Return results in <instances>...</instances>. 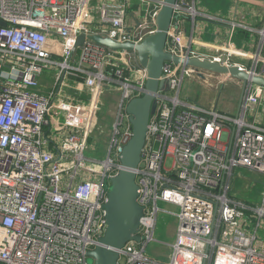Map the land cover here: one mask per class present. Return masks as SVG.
I'll return each mask as SVG.
<instances>
[{
	"label": "built area",
	"instance_id": "1",
	"mask_svg": "<svg viewBox=\"0 0 264 264\" xmlns=\"http://www.w3.org/2000/svg\"><path fill=\"white\" fill-rule=\"evenodd\" d=\"M164 4L0 0L7 24L0 25V264H90L107 229L103 206L111 179L123 168V149L133 136L127 106L147 93L148 78L137 51H115L90 37L139 46L156 34ZM186 17L193 24L226 22L196 0H177L165 52L183 62L163 67L165 88L154 95L157 108L136 170L141 240L128 242L117 264H264V245H257L264 197L252 206L230 193L236 168L264 175V88L249 83L235 116L181 99L185 79L207 72L188 65L190 59L264 77V20L260 29L227 22L231 37L237 29L258 35L256 49L244 52L231 42L186 38ZM110 87L121 96L106 158L88 159L96 113L90 97ZM160 203L179 210L171 213L179 223L167 263L146 254Z\"/></svg>",
	"mask_w": 264,
	"mask_h": 264
},
{
	"label": "water",
	"instance_id": "2",
	"mask_svg": "<svg viewBox=\"0 0 264 264\" xmlns=\"http://www.w3.org/2000/svg\"><path fill=\"white\" fill-rule=\"evenodd\" d=\"M177 0H165L156 23L157 32L147 38L141 45L118 44L109 38L92 36L95 44L108 47L112 50L137 51L139 62L147 71V93L134 98L127 106V113L133 129L132 139L124 147L119 174L111 179L107 202L103 209L106 213L107 229L99 245L90 252V264H117L119 251L131 241L140 242L139 235L144 209L138 202L139 187L136 183V170L141 162V156L146 144L149 131L150 117L155 114L157 101L154 95L165 88L164 81H160L165 61L176 64L183 60L165 52L168 35L174 19V10ZM1 26H6L0 20ZM85 37L77 39L76 45L81 46ZM188 65L221 76H229L242 84L238 111L242 98L249 83L264 88V77L253 76L238 67H226L208 60H188Z\"/></svg>",
	"mask_w": 264,
	"mask_h": 264
},
{
	"label": "rangeland",
	"instance_id": "3",
	"mask_svg": "<svg viewBox=\"0 0 264 264\" xmlns=\"http://www.w3.org/2000/svg\"><path fill=\"white\" fill-rule=\"evenodd\" d=\"M241 88L242 84L238 80L205 72L202 76L185 79L181 90V99L217 107L221 111L233 114L235 109L229 111L228 108L239 103ZM94 95L90 97V101L93 105L92 108L96 107V113L92 117L93 135L86 157L103 160L106 158L107 146H109L116 122L115 117L121 93L119 88L110 87L98 97H94ZM223 107H227V109H223ZM230 193L233 198L252 206H260L264 197V175L249 168H236L231 178ZM160 208L163 212L159 215L155 241L148 246L146 254L150 258L167 263L172 256L170 246L175 242L179 223L178 218L171 213L177 214L179 210L164 203H160ZM253 221L257 224L258 218H254ZM258 234L257 245H264V222Z\"/></svg>",
	"mask_w": 264,
	"mask_h": 264
},
{
	"label": "crops",
	"instance_id": "4",
	"mask_svg": "<svg viewBox=\"0 0 264 264\" xmlns=\"http://www.w3.org/2000/svg\"><path fill=\"white\" fill-rule=\"evenodd\" d=\"M196 3L209 16L226 22L199 19L196 24H193L189 18H183V33L186 38L193 37L197 42L209 45L231 42L237 49L244 52H253L256 49L259 37L255 32L237 29L231 37V25L227 22L236 20L253 28H262L264 20L263 3L251 0H196ZM240 61L248 65L247 60ZM238 106L239 103L228 108L229 111L235 109V113L230 115L235 116L237 114ZM223 109H227V107H223ZM259 117L264 126V107L260 109Z\"/></svg>",
	"mask_w": 264,
	"mask_h": 264
}]
</instances>
